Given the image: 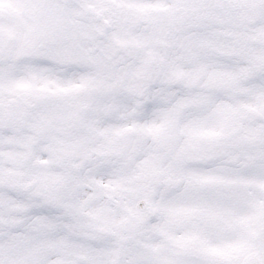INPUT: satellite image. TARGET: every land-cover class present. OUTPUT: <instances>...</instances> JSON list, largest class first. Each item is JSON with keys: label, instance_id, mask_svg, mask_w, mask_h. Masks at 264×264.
<instances>
[{"label": "snow or ice", "instance_id": "snow-or-ice-1", "mask_svg": "<svg viewBox=\"0 0 264 264\" xmlns=\"http://www.w3.org/2000/svg\"><path fill=\"white\" fill-rule=\"evenodd\" d=\"M0 264H264V0H0Z\"/></svg>", "mask_w": 264, "mask_h": 264}]
</instances>
